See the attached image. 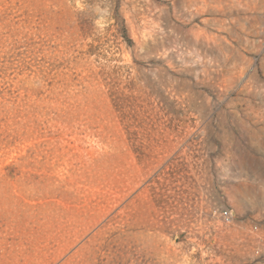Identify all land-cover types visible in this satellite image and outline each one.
Listing matches in <instances>:
<instances>
[{
    "label": "rangeland",
    "instance_id": "1",
    "mask_svg": "<svg viewBox=\"0 0 264 264\" xmlns=\"http://www.w3.org/2000/svg\"><path fill=\"white\" fill-rule=\"evenodd\" d=\"M0 264H264V0H0Z\"/></svg>",
    "mask_w": 264,
    "mask_h": 264
},
{
    "label": "built area",
    "instance_id": "2",
    "mask_svg": "<svg viewBox=\"0 0 264 264\" xmlns=\"http://www.w3.org/2000/svg\"><path fill=\"white\" fill-rule=\"evenodd\" d=\"M224 214H225V218H226V220L229 221L230 218H231V214H230V212H229V211H226Z\"/></svg>",
    "mask_w": 264,
    "mask_h": 264
}]
</instances>
